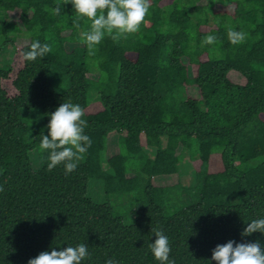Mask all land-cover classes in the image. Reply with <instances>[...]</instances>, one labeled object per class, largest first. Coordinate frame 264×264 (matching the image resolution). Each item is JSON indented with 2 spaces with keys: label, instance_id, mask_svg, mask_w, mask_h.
I'll use <instances>...</instances> for the list:
<instances>
[{
  "label": "trees",
  "instance_id": "16d2710c",
  "mask_svg": "<svg viewBox=\"0 0 264 264\" xmlns=\"http://www.w3.org/2000/svg\"><path fill=\"white\" fill-rule=\"evenodd\" d=\"M76 15L63 0H0V55L18 44L22 58L14 97L1 86L10 63L0 67V264H27L42 251L81 243L90 253L81 264L109 258L160 264L149 248L153 228L168 236L175 264H216L213 249L229 240L264 247V234L242 235L249 222L264 218V0H151L137 33L119 42L106 36L97 46V75L81 38L91 21L81 19L77 29ZM229 28L248 33L245 42L231 44ZM208 35L217 43L203 44ZM35 40L52 51L26 61L23 53ZM66 44L74 47L67 51ZM52 71L65 91L53 89ZM65 102L84 109L92 141L70 174L63 164L49 171L50 152L40 149L50 114ZM193 143L200 196L186 209L166 215L149 199L126 226L107 204L86 195L90 180L107 193L134 189L128 165L145 152L151 159L143 172L176 173L179 156ZM258 160L246 171L234 166ZM236 195L238 205L215 204Z\"/></svg>",
  "mask_w": 264,
  "mask_h": 264
},
{
  "label": "clouds",
  "instance_id": "9594fccd",
  "mask_svg": "<svg viewBox=\"0 0 264 264\" xmlns=\"http://www.w3.org/2000/svg\"><path fill=\"white\" fill-rule=\"evenodd\" d=\"M68 3L73 5L77 13L73 18V25L77 29L80 28L81 19L87 18L91 21L89 30L81 34L89 55H95L97 46L106 36L114 42H119L121 38L126 39L128 35L137 33L151 7V0H63V5ZM52 11L59 15L61 5L58 4ZM227 35L231 44L238 45L245 42L248 33L229 28ZM217 40L215 35H208L203 44L213 45ZM51 51L49 44H41L39 40H35L30 44V49L23 53V58L26 61H34ZM84 115V109L72 102L60 104L50 114L48 134H43L40 140V149L50 152L47 165L49 171L63 164L65 174H70L78 167L77 161L83 158L82 154L91 147L92 141L85 134L88 124L83 119ZM3 190L0 186V191ZM151 231L156 239L154 243L149 244V248L155 259L160 264H175V261L169 258L171 247L168 236L160 228H153ZM255 232L264 234V218L249 222L242 235L250 236ZM89 257L88 246L81 243L59 251H42L35 258L29 259L27 264H81ZM212 260L216 261V264H264V247L258 241L237 243L229 240L213 249ZM106 264L118 262L109 258Z\"/></svg>",
  "mask_w": 264,
  "mask_h": 264
},
{
  "label": "rangeland",
  "instance_id": "374dc122",
  "mask_svg": "<svg viewBox=\"0 0 264 264\" xmlns=\"http://www.w3.org/2000/svg\"><path fill=\"white\" fill-rule=\"evenodd\" d=\"M233 7H229L231 12ZM19 38V37H18ZM24 39V37H20ZM19 44H21L19 42ZM17 50L13 51L10 47L3 50V54L0 55V67L10 63L11 73L9 78L1 82L2 88L6 91L9 97H14L17 93L12 86V81L15 79L17 72L22 68L21 54L18 52L19 45L17 44ZM74 47L72 44H66L67 51ZM87 66L91 71V74L97 75V62L92 55H89L87 60ZM53 89L56 92L65 91L66 85L63 84L62 77H57V72L52 71ZM243 83V81H241ZM96 92L93 88L89 91L88 102L93 103L96 99ZM30 137V136H29ZM151 150V149H149ZM124 152L123 149L121 150ZM154 151L150 152L151 154ZM180 148L177 150L178 154ZM148 152L144 153L143 160L130 161L128 165V171L130 172L128 177H136V184L134 189L129 191L116 189L113 192L107 193L101 186V183L90 180L87 186L86 195L89 199L96 203H105L111 210L112 214L121 218L124 225L128 226L132 223L131 212L135 209H141L145 207L149 199H153L159 204L166 215H172L173 213L186 209L187 207L194 205L198 202L200 196V177L195 175V170L192 165V161L197 157L196 144H192L187 150H184L179 156L178 163L176 165L175 172L167 175H155L154 173H146L141 170L144 161L149 158ZM111 154V153H109ZM124 154V153H123ZM216 154V153H215ZM217 155V154H216ZM147 156V157H146ZM34 167L39 166L36 153L31 156ZM84 159L77 161V164H82ZM258 161L249 162L247 164H241L235 161L234 166L239 171H246L249 168L254 167ZM241 203V197L236 195L234 197H225L218 199L215 204L223 206H234Z\"/></svg>",
  "mask_w": 264,
  "mask_h": 264
}]
</instances>
